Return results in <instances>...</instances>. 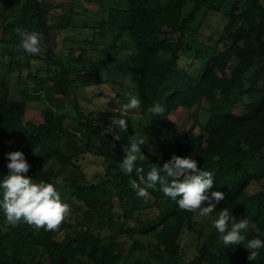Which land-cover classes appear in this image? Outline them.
Here are the masks:
<instances>
[{"label": "trees", "instance_id": "1", "mask_svg": "<svg viewBox=\"0 0 264 264\" xmlns=\"http://www.w3.org/2000/svg\"><path fill=\"white\" fill-rule=\"evenodd\" d=\"M2 1L0 51L14 45L22 55L4 63L17 71L12 84L20 96H12L11 80L0 76V182L9 174L6 153L22 151L31 166L26 175L34 182L64 177L57 188L71 211L57 231H46L23 221L6 226L0 209V264H122L123 256L136 251L164 264H264V248L248 261L245 247L248 240H264V0H85L101 5L105 17L99 21L102 30L93 32L94 42L108 44L120 57L117 62L98 57L97 46L92 54L79 45L71 55H61L58 39L73 27L76 5L83 0ZM67 4L68 15L51 20L54 9ZM210 11L223 15V25L216 37L201 40L200 26ZM17 27L40 34L41 55L22 49ZM182 57L191 61L187 71L178 67ZM87 87L100 96L109 89L121 99L138 94L140 120L157 141V154H147L141 145L146 159L136 167L146 174L173 154L191 156L198 168L213 173L212 191L225 193L213 213L227 208L248 219L243 245L225 247L216 231L203 237L205 226L195 213L180 209L159 185L147 198L137 197L129 183L137 179L135 170L129 176L119 168L132 140L115 138L96 111L82 108L75 93ZM32 97L44 104L39 123L27 119ZM203 101L208 102L204 121L197 113L186 131L170 127L173 110ZM155 103L165 106V116L148 113ZM33 147L39 154L33 155ZM90 150L104 166L97 180L79 163ZM105 226L107 242L101 235ZM186 230L199 241L189 262L181 246ZM122 234L138 235L126 252L117 242ZM30 248H41L42 257H30Z\"/></svg>", "mask_w": 264, "mask_h": 264}, {"label": "clouds", "instance_id": "2", "mask_svg": "<svg viewBox=\"0 0 264 264\" xmlns=\"http://www.w3.org/2000/svg\"><path fill=\"white\" fill-rule=\"evenodd\" d=\"M15 31L21 38L22 49L28 55L42 54L38 32L20 27H17ZM190 62L187 57H182L177 64L178 67L187 71L186 65ZM140 107L141 100L138 94L129 93L128 102L122 105V110L127 113ZM147 111L152 116L163 117L166 109L161 103H155ZM110 126L121 133L128 131V121L124 118L111 117ZM146 142L147 136L144 134L133 138L130 147L124 152V158L119 163V168L125 175L130 176L135 170L137 179H132L129 183L137 197L147 198L148 190H156L159 185V191L165 197L176 201L180 209L196 213L194 217L196 219L208 217L215 212L216 206L225 199V193L212 191L213 173L198 168L197 161L191 156L180 157L173 154L162 167H153L145 174L144 168L136 167V164L146 159L141 152V145ZM39 152V148L33 147V155ZM6 158L9 161L7 164L9 174L0 182V194H2L0 209L6 217L5 225L15 227L23 221L37 230L44 228L46 231H57L71 211L70 206L62 202L57 188L58 185L64 184V177H54V182L36 183L26 175L31 166L22 151L6 153ZM211 225L218 233L219 241L228 247L243 245L245 235L242 233L248 230L249 221L246 218L238 219L229 209L224 208L218 212V217L211 221ZM245 247L250 253L247 260L254 261L259 255L258 250L264 248V240L259 238L248 240Z\"/></svg>", "mask_w": 264, "mask_h": 264}, {"label": "rangeland", "instance_id": "3", "mask_svg": "<svg viewBox=\"0 0 264 264\" xmlns=\"http://www.w3.org/2000/svg\"><path fill=\"white\" fill-rule=\"evenodd\" d=\"M60 0H54V3H58ZM70 4H67L64 6V8H55L54 12L51 14V20H54V18H62L67 13V8ZM100 4L95 2H88V1H79V3L76 5V9L78 10V14L74 15L73 18V27H70V29L67 31V33L63 34L62 37L58 39V41L62 42V49H61V55H68L72 54L73 52L70 50L71 48H77L79 45H85V47L88 48V52L90 54L94 53V50L92 48H95L97 46V43L94 42L95 36L93 35L94 31L102 30V27H100L99 21L102 20L103 17H105V14L100 9ZM190 4H188L189 8ZM4 8L3 1L0 0V10ZM223 15L218 12L210 11L209 18H206L203 20L202 25L200 26V34L199 37L201 40H209L213 35L216 37L217 28L222 27L223 25ZM201 14L197 18V22L201 21ZM104 31V30H103ZM63 39V41L61 40ZM84 40V41H82ZM82 41V42H81ZM97 47L99 49L95 50V52L98 51V57L102 58L105 57L107 60H110L112 62H117L118 60H121L120 57H118L117 54H111L110 49L108 48V44H99ZM3 50L0 51V76H7L11 80V84L14 82L12 81L15 77L16 70H9L8 66L4 63L8 64V61L11 58L17 59L21 57V51L16 46H7L2 47ZM3 53V54H2ZM77 53V52H75ZM162 54H165L162 52ZM67 61H71V58L69 57ZM2 62V63H1ZM253 70V69H252ZM250 72H252L250 70ZM74 75V74H73ZM116 78V76H115ZM33 93H35L33 91ZM97 91L93 87H87L83 89H77L76 90V98L79 102V104L82 106V108L85 111L93 110L96 111L98 114L99 120L106 125V127H109L111 130L113 136L115 138H119L120 136H127L130 140L133 138L139 137L140 135L144 134L147 136V142L142 145L144 149L147 151V154H157L156 146L157 141L153 139V137L150 135L147 123L144 120H140L142 115L139 112V109L133 110L131 112H123L122 105L128 102V99L122 98L108 89L107 94L100 96L96 94ZM12 96L18 97L20 96V93L18 91V88L15 87L12 84ZM132 94L135 95L133 92ZM44 104L43 102L36 98L32 97L29 99V104L27 107L26 115L27 119L34 122L39 123L43 120L41 110L43 108ZM69 104V111L70 114L73 113L72 108ZM208 111V102L203 101L200 105H195L191 109H187L185 107H179L175 110H173L169 116L168 123L170 127L176 131V132H184L186 131L189 126L194 121V118L197 116L200 120H205L207 116ZM116 116L119 118H124L128 121V131L127 133H121L118 129L115 127H111V117ZM69 121V120H68ZM150 147L152 150L150 151ZM79 163L83 166V170H85L87 177L91 180H97L98 175L104 171V166L99 159V157L93 152V151H87L84 155L79 157ZM257 185V184H256ZM205 206H207V203H205ZM195 215H197L195 213ZM218 216L212 213L208 217H201L196 219L199 224H203L204 227V235L203 237L210 236V234L213 231H216L212 225L211 221L215 219ZM210 223V224H209ZM208 224V225H207ZM101 235L103 237V240L107 242L110 239V230L108 227H103L101 231ZM58 238L61 237V233L57 236ZM138 238V235H128V234H122L119 235L117 238L118 245L122 252H126L128 247H130L133 243V241ZM197 243L198 241V235L194 232L185 231L181 237V246L183 248L182 256L183 260L185 262H189L192 260L196 254H197ZM30 257L38 258L42 257L43 251L41 248H30L29 250ZM142 256V257H141ZM124 258H127L129 260L130 264H134L133 262L136 261V258L138 259L143 258L144 264H164L165 262L163 260L159 259H149L147 258V254L140 253L139 251H136L134 254L130 253L126 256H123ZM121 260V263L123 264V260ZM150 260V261H148Z\"/></svg>", "mask_w": 264, "mask_h": 264}]
</instances>
